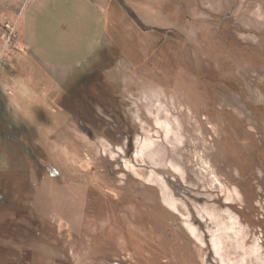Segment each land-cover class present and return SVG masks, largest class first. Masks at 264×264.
I'll return each instance as SVG.
<instances>
[{"label":"rangeland","instance_id":"1","mask_svg":"<svg viewBox=\"0 0 264 264\" xmlns=\"http://www.w3.org/2000/svg\"><path fill=\"white\" fill-rule=\"evenodd\" d=\"M0 110V264H264V0H0Z\"/></svg>","mask_w":264,"mask_h":264},{"label":"trees","instance_id":"2","mask_svg":"<svg viewBox=\"0 0 264 264\" xmlns=\"http://www.w3.org/2000/svg\"><path fill=\"white\" fill-rule=\"evenodd\" d=\"M26 65V71H29L30 73L31 72H33L34 73V70L33 69H30L29 68V66H28V64L26 63L25 64ZM29 73V74H30ZM96 74H99V71H96V73L94 74V73H92V75L94 76V75H96ZM57 88V87H56ZM46 89H47V87L45 88V91H46ZM45 92H43V94H44ZM69 96H70V94L67 92V90L66 89H61V90H59V91H57L56 92V94H54V97H53V101H54V103H55V107L57 108V109H59L60 111H62V112H65V114L66 115H68L69 117H70V114H69V112H68V110H66L65 108H64V102L66 101V100H68V98H69ZM71 114H72V112H71ZM71 118V117H70ZM78 118V121H77V126L81 129V130H83V131H88L89 130V128H90V126H89V124L88 123H86V122H84V118H81L80 116L79 117H77ZM71 120H72V118H71ZM5 129L8 131V129L9 130H11V132H12V137L13 138H15L16 139V142H14L13 144H19V141L20 142H22L23 144H26V143H24V141H23V137H24V135H26L27 134V132L29 131V129L27 128H25V127H23V129H20V128H22V127H17L16 125H14V124H9V122H8V119H6V116H5ZM7 121V122H6ZM3 126H1V128H0V140H2V139H7V134L5 133V131H4V128ZM6 131V132H7ZM90 132V131H89ZM18 146V148H20V150H23V152H24V149L21 147V146H19V145H17ZM28 147H29V149H30V145H27ZM38 160L40 159V158H37ZM40 163H41V161H40ZM42 163H43V161H42ZM21 252V251H20ZM20 258H21V256H20Z\"/></svg>","mask_w":264,"mask_h":264},{"label":"flooded vegetation","instance_id":"3","mask_svg":"<svg viewBox=\"0 0 264 264\" xmlns=\"http://www.w3.org/2000/svg\"><path fill=\"white\" fill-rule=\"evenodd\" d=\"M1 109H3V108H1ZM3 114V110H0V118L2 119V123L0 124L1 126H5L4 124H5V118H4V116L2 115ZM5 128V127H4Z\"/></svg>","mask_w":264,"mask_h":264}]
</instances>
